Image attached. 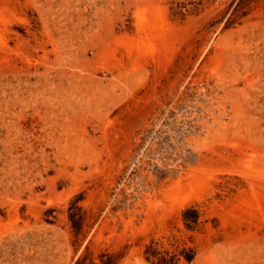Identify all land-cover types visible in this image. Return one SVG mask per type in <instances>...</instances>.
I'll use <instances>...</instances> for the list:
<instances>
[{"label":"rangeland","instance_id":"obj_1","mask_svg":"<svg viewBox=\"0 0 264 264\" xmlns=\"http://www.w3.org/2000/svg\"><path fill=\"white\" fill-rule=\"evenodd\" d=\"M161 112L188 153L130 198ZM108 259L264 264V0H0V264Z\"/></svg>","mask_w":264,"mask_h":264},{"label":"built area","instance_id":"obj_2","mask_svg":"<svg viewBox=\"0 0 264 264\" xmlns=\"http://www.w3.org/2000/svg\"><path fill=\"white\" fill-rule=\"evenodd\" d=\"M187 134L175 116L171 118L163 112L153 115L130 139L132 155L121 171L115 190L122 189L135 199L145 191L148 178L179 168L188 153Z\"/></svg>","mask_w":264,"mask_h":264},{"label":"trees","instance_id":"obj_3","mask_svg":"<svg viewBox=\"0 0 264 264\" xmlns=\"http://www.w3.org/2000/svg\"><path fill=\"white\" fill-rule=\"evenodd\" d=\"M76 264H87L85 263V260L77 261ZM103 264H112L111 260L108 259L107 261L103 262Z\"/></svg>","mask_w":264,"mask_h":264},{"label":"bare ground","instance_id":"obj_4","mask_svg":"<svg viewBox=\"0 0 264 264\" xmlns=\"http://www.w3.org/2000/svg\"><path fill=\"white\" fill-rule=\"evenodd\" d=\"M194 108H195V109H198V110L200 109V108H199V107H197V106H195ZM195 109H194V110H195ZM200 111L202 112V110H201V109H200ZM186 144H187V145H189V139H187V141H186Z\"/></svg>","mask_w":264,"mask_h":264}]
</instances>
